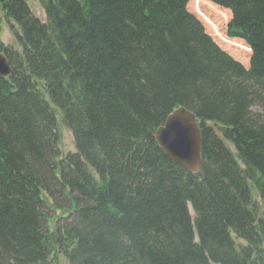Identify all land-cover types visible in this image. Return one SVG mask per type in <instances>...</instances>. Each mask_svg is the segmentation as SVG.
<instances>
[{
    "label": "trees",
    "instance_id": "trees-1",
    "mask_svg": "<svg viewBox=\"0 0 264 264\" xmlns=\"http://www.w3.org/2000/svg\"><path fill=\"white\" fill-rule=\"evenodd\" d=\"M38 1L0 0V264H264V0H208L249 68L190 0ZM180 107L200 172L156 137Z\"/></svg>",
    "mask_w": 264,
    "mask_h": 264
},
{
    "label": "rangeland",
    "instance_id": "rangeland-1",
    "mask_svg": "<svg viewBox=\"0 0 264 264\" xmlns=\"http://www.w3.org/2000/svg\"><path fill=\"white\" fill-rule=\"evenodd\" d=\"M29 5L40 19H46L44 9L38 0H29ZM188 10L197 16L205 26L207 33L212 36L214 41L224 51H227L235 60L241 62L245 67H250L252 51L249 46L244 40L230 37L227 33V26L232 17L229 9L218 6L214 2L208 0H190ZM1 36L7 44H11L15 48L19 47L7 20H4ZM58 119L60 152L62 156H66L76 151L74 137L70 129L63 123L59 113ZM61 261L66 264V260L63 256H61Z\"/></svg>",
    "mask_w": 264,
    "mask_h": 264
},
{
    "label": "water",
    "instance_id": "water-1",
    "mask_svg": "<svg viewBox=\"0 0 264 264\" xmlns=\"http://www.w3.org/2000/svg\"><path fill=\"white\" fill-rule=\"evenodd\" d=\"M12 67L4 52H0V74L9 76ZM160 146L177 163L185 168L200 172L203 168V137L196 115L185 107L171 113L166 123L156 133Z\"/></svg>",
    "mask_w": 264,
    "mask_h": 264
}]
</instances>
